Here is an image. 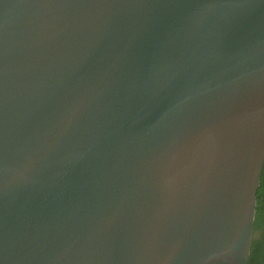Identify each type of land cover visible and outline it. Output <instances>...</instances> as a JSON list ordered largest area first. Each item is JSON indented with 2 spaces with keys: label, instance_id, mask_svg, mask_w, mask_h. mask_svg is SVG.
<instances>
[{
  "label": "water",
  "instance_id": "95a60500",
  "mask_svg": "<svg viewBox=\"0 0 264 264\" xmlns=\"http://www.w3.org/2000/svg\"><path fill=\"white\" fill-rule=\"evenodd\" d=\"M263 162L264 0H0V264H246Z\"/></svg>",
  "mask_w": 264,
  "mask_h": 264
},
{
  "label": "trees",
  "instance_id": "16d2710c",
  "mask_svg": "<svg viewBox=\"0 0 264 264\" xmlns=\"http://www.w3.org/2000/svg\"><path fill=\"white\" fill-rule=\"evenodd\" d=\"M264 220V162L262 165L259 185L256 191L255 215L252 233L260 228ZM264 261V233L259 238L253 237L250 243L248 264H259Z\"/></svg>",
  "mask_w": 264,
  "mask_h": 264
},
{
  "label": "flooded vegetation",
  "instance_id": "af4514ba",
  "mask_svg": "<svg viewBox=\"0 0 264 264\" xmlns=\"http://www.w3.org/2000/svg\"><path fill=\"white\" fill-rule=\"evenodd\" d=\"M264 233V220L262 221L261 225H260V228L258 230H256L254 232V234L252 233V238L253 237H256V238H259L260 235H262ZM251 238V239H252ZM248 259H249V256H248ZM248 259H247V263L248 264ZM264 262V261H263ZM262 263V262H261ZM260 264V263H259Z\"/></svg>",
  "mask_w": 264,
  "mask_h": 264
}]
</instances>
